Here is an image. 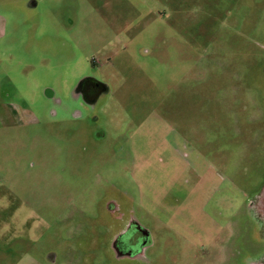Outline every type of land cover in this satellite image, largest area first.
Here are the masks:
<instances>
[{
	"label": "rangeland",
	"instance_id": "rangeland-1",
	"mask_svg": "<svg viewBox=\"0 0 264 264\" xmlns=\"http://www.w3.org/2000/svg\"><path fill=\"white\" fill-rule=\"evenodd\" d=\"M0 264H264V0H0Z\"/></svg>",
	"mask_w": 264,
	"mask_h": 264
},
{
	"label": "flooded vegetation",
	"instance_id": "flooded-vegetation-1",
	"mask_svg": "<svg viewBox=\"0 0 264 264\" xmlns=\"http://www.w3.org/2000/svg\"><path fill=\"white\" fill-rule=\"evenodd\" d=\"M101 87L99 86L98 83L94 81H86L85 83L82 84V90L84 91L85 95L87 98H94L95 95L100 91ZM142 242V241H141ZM124 243L118 238L115 241L116 249L118 250V254L120 255H133L135 252H132V250H126V247L123 245ZM128 246V245H127ZM131 246H134L131 245Z\"/></svg>",
	"mask_w": 264,
	"mask_h": 264
}]
</instances>
